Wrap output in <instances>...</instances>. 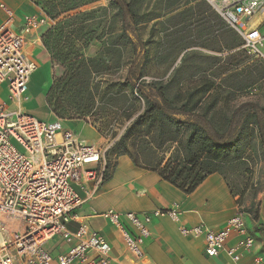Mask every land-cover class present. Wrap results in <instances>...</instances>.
Instances as JSON below:
<instances>
[{"label":"rangeland","instance_id":"obj_1","mask_svg":"<svg viewBox=\"0 0 264 264\" xmlns=\"http://www.w3.org/2000/svg\"><path fill=\"white\" fill-rule=\"evenodd\" d=\"M30 1L48 22L39 32L47 62L43 75L32 76L24 111L44 122L86 124L112 167L115 143L144 109L127 81L134 60L142 79L162 82L171 98L218 93L222 102L211 111L216 126H225L238 104L264 107V64L245 56L238 36L205 4L194 7L198 0H125L138 16V41L131 34L118 38L119 20L107 0ZM244 138V159L218 167L239 206L259 194L264 199V147L254 126Z\"/></svg>","mask_w":264,"mask_h":264},{"label":"built area","instance_id":"obj_2","mask_svg":"<svg viewBox=\"0 0 264 264\" xmlns=\"http://www.w3.org/2000/svg\"><path fill=\"white\" fill-rule=\"evenodd\" d=\"M241 39V49L252 60L264 63V0H202ZM6 18L0 25V84L7 89L0 104V264H112L111 248L86 224L70 232L66 224L73 212L93 198L105 180L106 148L87 144L63 128L62 121H41L23 110L28 101L29 79L37 63L25 55L29 35L38 37L48 25L45 17L25 15L19 30H13L14 13L0 4ZM160 212L105 213L116 226L126 250L143 256L140 246L149 237L151 216ZM178 220V208L166 212ZM127 221L133 233L124 228ZM179 232L185 237H202L208 258L220 253L239 264L243 253L254 246L244 215L237 213L219 231L204 224ZM236 245L226 247L231 236ZM59 236L70 249L54 260L43 249L45 242ZM253 264H264L257 256Z\"/></svg>","mask_w":264,"mask_h":264},{"label":"crops","instance_id":"obj_3","mask_svg":"<svg viewBox=\"0 0 264 264\" xmlns=\"http://www.w3.org/2000/svg\"><path fill=\"white\" fill-rule=\"evenodd\" d=\"M0 4L13 11V30L16 32L25 15L44 17L30 0H0ZM5 18L4 12L0 9V25ZM27 39L24 53L37 63L39 68L36 74L43 75L46 71L47 57L40 36L31 34ZM224 77L223 74L222 78ZM6 98V86L0 84V104L5 102ZM62 125L87 144L96 145V135L90 132L86 124L62 121ZM175 205L179 213L177 221L166 215V212ZM109 210L151 215L154 212L162 213L159 216H151L149 237L140 246L143 254L141 258L133 257L126 250L120 230L105 216ZM237 213L244 215L248 231L255 241L254 246L243 253L239 264H253L257 256L264 257V199L260 194L255 200L245 201L239 206L227 180L214 173L209 175L193 193L186 195L161 179L157 173L139 169L127 156H119L116 157L115 164L100 191L73 212L66 228L70 232H75L80 224H86L98 232L111 248L112 264H231L223 252L216 257L208 258L204 254L203 238L182 236L179 228L204 224L211 231H219ZM121 223L126 230L133 233L127 221L122 219ZM238 240L239 237L231 236L226 247L236 245ZM71 246V243H66L61 237L55 236L44 243L43 249L54 260L57 256L65 254ZM51 264L57 263L53 261Z\"/></svg>","mask_w":264,"mask_h":264},{"label":"trees","instance_id":"obj_4","mask_svg":"<svg viewBox=\"0 0 264 264\" xmlns=\"http://www.w3.org/2000/svg\"><path fill=\"white\" fill-rule=\"evenodd\" d=\"M107 1L115 9L114 16L119 20L118 38L131 34L138 41V16L133 12L131 3L125 0ZM199 3L213 11L202 0H198L194 7ZM239 40L241 49L242 42ZM225 45L228 50L233 49L231 44ZM136 63L137 60L132 62L127 81L132 84L133 101H141L144 109L115 143V159L127 156L135 167L157 173L161 179L189 195L211 174L218 173L227 180L218 167L244 159L249 145L243 135L250 126H254L260 145L264 147V107L253 103L238 104L229 112L226 125L216 126L211 120V111L222 102L218 93L209 90L187 92L171 98L162 82L146 83L142 79V64L137 69L139 62ZM166 152H169L168 158L164 155ZM105 161L106 181L112 166ZM231 193L237 197L232 190Z\"/></svg>","mask_w":264,"mask_h":264}]
</instances>
